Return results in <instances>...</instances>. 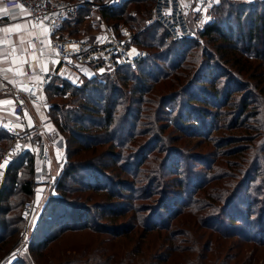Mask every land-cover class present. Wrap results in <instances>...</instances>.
<instances>
[{
    "label": "trees",
    "instance_id": "trees-1",
    "mask_svg": "<svg viewBox=\"0 0 264 264\" xmlns=\"http://www.w3.org/2000/svg\"><path fill=\"white\" fill-rule=\"evenodd\" d=\"M132 3H135L134 9L137 14L141 11L140 4L150 5L149 10H142L143 13L145 12L141 23L143 24L144 19L150 14L152 0H125L120 6L111 10L103 9L102 17L109 23L116 14L119 15L124 4ZM227 6L228 10L224 7L220 10L222 16H225L224 20L216 19L215 22L207 25L201 32V36L214 43L220 40L221 42L217 41V48L229 50L226 53L229 55L228 59L239 65L237 73L242 75L241 73L249 69L247 77L257 80L256 85L251 86V82L241 79L234 80L227 69L217 63H210L213 57L206 51L202 53L199 62L195 61V67L186 63L184 54L187 47H192L190 39L172 40L160 27L152 25L143 27L145 29L134 37L133 43L137 48L148 49V55L135 63V72L130 66H123L114 72V76L105 77V79L94 76L85 80L78 88L68 83H63L61 88L51 83L44 87V92L49 96L52 91L60 95L69 94L68 102L65 101L60 106L52 104L48 110V117L56 130L66 136L64 159L67 161L60 175L51 184V188L57 194L48 197L40 212L32 233V247L43 246L59 233L70 230L89 229L97 234L120 238L128 237L136 228L135 233L144 239L149 231L167 230L170 220L179 209L178 206L182 208L184 205V202L176 196L179 194L175 193V190L179 189L186 197H192L205 188L206 183L200 176L201 179L195 181L188 178L185 183L174 177L179 166L176 155L178 150L158 146L166 128L163 123H159L162 120L161 115L165 112L163 109L169 100H173L176 96L175 94L168 97L164 94L177 90L179 91L177 93L186 95V103H180L183 113H179L176 122L170 126H177V130L190 132L192 136H206L209 134L208 131L212 130V125H200V127L191 125L190 121L198 122L200 117L211 116V113L195 110L193 104L198 102L213 108L214 112L220 107L233 106L236 114L232 122L235 125L237 123L238 125H264L256 121L248 123L260 114L258 105L256 109H253L257 102L254 91L264 94V2L237 4L235 8L230 4ZM122 14L120 13V17ZM128 16L129 19L130 13ZM109 24L115 28L119 25L118 23ZM156 31H161L162 36L157 37ZM164 61H169L171 64L168 67V73L163 75L164 78L162 77L167 84H161L153 93L160 79L156 76V70L160 68V62ZM243 66H246L245 70H242ZM223 78L225 82L220 95L216 91L213 94L208 93L203 86L208 84L215 86V83ZM238 94L240 97L236 100L237 102L234 105L229 104L232 96ZM262 102L264 107V95ZM135 125H146V127L136 131ZM149 133L153 134L152 137L146 142L141 141V137ZM125 138L132 144L125 145ZM6 139H8L7 132L0 128V140ZM217 146L220 148L222 144L218 143ZM244 150L243 148L234 149L230 153L238 154ZM87 151L92 157H85L77 162L70 161L73 156ZM160 155L162 156L159 162L155 158ZM32 159L30 153L25 151L4 166L0 184V233L4 235L9 232V224L20 222L18 230L23 224L19 213L16 221L12 218L7 222L6 216L17 208L7 202L13 196L20 195L28 199L32 195L34 166ZM191 159L202 168L206 165L201 157L196 156ZM147 161H149L148 174L145 173L144 177H141L139 176L140 168ZM114 165L118 166L120 173L127 174L129 179H111L107 169ZM132 166L134 169H131ZM206 168L209 170V167ZM245 177L236 186L235 193L225 196L220 194L207 205V208L212 207L214 213H219L220 217L226 218L227 223H218V218L211 217L208 213L205 214L208 215L207 225L203 223L206 228L221 232L223 235L226 232L230 234L228 236H237V234L245 236L243 228L234 224L236 218L242 216V208L245 209L247 219L252 214L251 200L240 197L241 188L246 189L253 181L252 177ZM69 181L79 187H69L67 185ZM87 189L102 193L104 202L96 203L92 207L73 205L65 197L71 192ZM155 194L159 196L151 203H141L146 205L134 207L140 199L147 200ZM111 199L115 201L110 202ZM192 203L194 211L201 210L197 208L199 207L197 201H189L186 207H190ZM261 211L258 234L253 233L245 240L264 246V209ZM124 217H127V222L116 223V219ZM107 218L110 221L102 222V219ZM14 232L15 230H12L8 235ZM177 232L170 230L164 235L163 246L165 247L161 251V247H158L150 253V256L141 253L142 257L135 260V256L140 254L135 244L124 251L121 260L113 264H155V261L158 264H200V259L204 257L200 256L196 240L191 239L193 248L188 247L185 242L189 241L190 232ZM194 248L199 253L193 258L192 249Z\"/></svg>",
    "mask_w": 264,
    "mask_h": 264
},
{
    "label": "rangeland",
    "instance_id": "rangeland-1",
    "mask_svg": "<svg viewBox=\"0 0 264 264\" xmlns=\"http://www.w3.org/2000/svg\"><path fill=\"white\" fill-rule=\"evenodd\" d=\"M252 2V0H215L212 20L209 24L215 22L216 19L224 20L225 16H222L220 10L223 7L224 9L228 10V4L235 8L237 4ZM149 6L150 5H146V3L140 4L139 9L141 11L139 14H136L135 17L130 16L128 19L129 13L131 15L132 11H136L134 9L135 3L124 4L123 9L119 12V15L117 16L116 14L113 19L109 20V23L119 24H117L118 26L116 28L121 25L130 28L133 35V48L137 50L139 48H137V46H135L133 43L134 37L141 30L145 29L143 28L144 25L141 24L144 17L143 14L145 13H143L142 10H149ZM116 11L118 12V9H116ZM120 13H123L121 17ZM161 33V31H156V36L161 37ZM189 39L192 47H187L185 51L184 57L186 55V63H190L193 65V67H195V61L199 62L200 58L202 57V53L206 51L213 57V60H211L210 63H217L227 69V71L232 74V78L234 80L241 79L243 81H249L248 83L251 82V86L256 85L257 80H252L247 77L248 73L250 72L249 69L245 71V73H241L242 75L237 73L239 65L233 60L228 59L229 55L226 53H228L229 50L217 48L216 45H218V42H221L220 40H217L218 42L216 41L215 44L214 42H210L208 39L201 36V33L196 35L194 38ZM165 41L168 42L166 39ZM145 50L148 53V49ZM159 65L160 68L156 70V76L160 79L159 83L154 87L153 93L161 86V84H167L163 80V75L168 73V67L171 64L169 61H164L160 62ZM245 68L246 66H243L242 70H245ZM72 70L74 72L73 78L67 79L52 76L50 77L47 84H55L56 87L61 88L63 87V83H68L71 86L78 88L84 83L85 80L91 77L95 76L99 79H105V77H111L115 74L113 72L101 75L92 74L89 76L88 74L81 72L82 69L78 66H73ZM132 71L135 72L136 70L132 69ZM193 71L195 70L193 69ZM169 75H171V73H169ZM224 82L225 81L223 78L220 82H216L215 86L210 84L203 86L205 89H207L208 93L213 94L216 91L220 95ZM257 89L259 90V88ZM177 92L179 91L175 90V92L164 94L168 95V97H172L175 94L176 96L173 100L170 99L167 103V106L163 109L165 112H162V120L159 123H163V125H165L164 127L166 128L165 132L162 134V140L158 146L178 150L176 155L177 159L179 160V166L174 177L181 179L185 183L188 178L195 181L201 179L199 178L200 176L202 177V180L204 179L206 186L192 197H186L185 194L179 189L174 191L175 193L179 194L176 196L179 197L178 199L184 202V205L182 208L180 205L178 206L179 209L176 210L173 218L170 220L167 230L158 229L156 231H149L144 239L140 238L139 235L135 233L137 230L136 228L133 229L128 237L123 236L120 238H113L107 234H97L89 229L70 230L59 233L51 241L43 246L32 247V233L38 221L40 212L43 209L48 197L57 194V192L51 188V184H53L55 179L60 175L63 169L62 167L64 166L65 161H67L64 159L66 153L64 150L66 147V136L65 134H61L59 131H57L55 135H52V137L49 136L46 139L47 143H49V149L52 156L51 173L54 176L53 183H50L49 181L46 183L42 182L35 184L33 169L32 195L28 199H34L36 208L34 211V216L29 224V241L22 242V226L21 229L18 230L21 225L20 222L9 224V232L12 230H15V232L10 236L8 235L9 232L7 235L0 233V264H113L121 260V257L124 256V251L130 249L132 245L135 244L137 245L135 247L140 250V254L135 256V260H138L142 257V254L150 256V253L153 252V250L155 251L158 247H161V251L163 247H165L163 246V237L166 235V233H169L170 230L178 232H190L189 241H186L185 245L193 248L191 239L196 240L198 251L201 253L200 256L204 257L200 259V264H264V246H259L255 242H249L245 240L248 239L247 237L251 236L253 233L258 234V227L261 219L260 213H262L261 210L264 209V125H238V123L235 125L232 122L233 117L236 114L235 109L233 110L232 108L233 106L228 107L227 105L226 108L220 107L214 112L213 108L198 102L193 104L195 110H203L206 113H211V116H207L208 118L200 117L198 122L196 120V122L190 121V123L191 125H195L197 127H200V125H212V130L208 131L209 134L206 136H192L190 132L177 130V126H170L173 122H176L177 115L179 113H183L182 109L180 108V103H186L187 100L185 94ZM262 94L263 93H259L257 90L254 91V96L257 102L255 104L256 107L253 109H256L258 105V108H260V114L259 116L249 120L248 123H253V121H256L262 122L264 124V107L262 102V97L264 94ZM232 97L233 98L229 100V104L233 103L234 105L240 96L238 94ZM68 98V93L60 95L52 91L50 96L48 93L44 95L42 106L45 105V108L48 111L52 104H57L60 106L65 101L68 102ZM143 106H145V104H143ZM136 107H138V105H136ZM192 119L193 118H191V120ZM140 123L141 122H139V124ZM135 127L137 131L138 129H144L146 125H135ZM0 128L4 129L8 136V139L0 140V171L3 172L4 166L8 161L20 155L23 151H28L29 153L30 151L28 150L29 144L26 140H23V134L13 135L9 133L10 129H18L19 126L1 125ZM152 135V133H149L146 136L141 137V141L146 142L152 137ZM35 137L38 138V136ZM37 138H32V143ZM125 139V145L132 144V142H129L127 138ZM135 139L137 140L138 138ZM16 143H18L17 147H15ZM218 143H221L222 147L219 148L217 146ZM58 146L62 148L61 151L63 152V155L60 157L58 155L60 152V150L57 148ZM242 148L245 149L243 152L238 154L230 153L234 149ZM123 153L125 154L124 151ZM162 155L156 157L155 160L160 162ZM196 156L204 159L202 162L206 165L203 168L197 165L195 161L191 159ZM85 157L90 158L92 155H90L89 151L80 152L79 154L73 156L70 161H82V159ZM153 163L155 164L156 162ZM206 167H209V170H207ZM117 168L118 166L114 165L107 169V173L111 179H129L127 174L120 173ZM131 169H134V166H132ZM148 170L149 161H147L144 166H141L139 176L144 177L145 173L148 174ZM245 176L252 177L253 181L246 187V189L241 188L240 197L251 200L252 208L250 209V212L252 214L247 219L245 216L246 213L244 212L245 209L242 208V216L236 218V221L234 222L235 225L243 228L245 236L240 234H237V236H228L230 234H227L226 232H224L223 235L221 232H215L206 228L203 223L207 225L208 215L205 214L208 213L211 217L215 216L218 218V223H227L226 218L220 217L219 213H214V211H212V207L207 208V205H209L210 202H212L211 200L220 194L225 196L226 194L230 195L231 193H235L236 186L238 183L244 180V178H246ZM67 185L69 187H79L77 184L72 183L71 181L67 182ZM158 196V194H155L147 200L140 199L138 202H136L138 204L134 207H138L139 205H143L144 207L146 204L141 203H151ZM65 197L69 203L73 205H87L89 207H92V205L96 203H103L105 200L102 193H95L88 189L84 191L71 192ZM25 200H27V197L20 195L17 197L13 196L8 199L7 203L11 204V206H16L17 208L12 210L6 216L7 222L12 218L16 221L17 215L21 210L20 205ZM231 200L232 199H230V201ZM114 201L115 199L110 200V202ZM189 201H197L199 205L197 208H200L201 210L194 211L193 203L190 205V207H186L189 204ZM214 206L215 205L213 204V207ZM127 217L118 218L115 221L116 223L127 222ZM105 221L108 222L110 219H102V222ZM192 250V257L194 258L199 252L196 251L195 248ZM154 263L158 264L156 261Z\"/></svg>",
    "mask_w": 264,
    "mask_h": 264
},
{
    "label": "built area",
    "instance_id": "built-area-1",
    "mask_svg": "<svg viewBox=\"0 0 264 264\" xmlns=\"http://www.w3.org/2000/svg\"><path fill=\"white\" fill-rule=\"evenodd\" d=\"M125 0H3L5 6H14L27 13L34 24L44 23L50 32V46L61 63L68 62L78 67L90 68L94 75L115 72L123 66L135 69V63L148 55L146 50L135 49L132 44V33L124 25L115 28L108 24L100 12L120 6ZM264 2V0H252ZM215 0H152L150 14L143 21L144 27L157 25L172 40L194 38L201 33L212 20ZM23 6V7H21ZM88 8L95 12L97 24L102 29L103 39L100 41H83L58 34L59 29L67 20L73 19L82 9ZM136 11L131 12L135 17ZM133 50V51H131ZM40 87L33 86L21 93L16 87L0 79V93L9 92L13 97L12 112L19 128L10 129L13 135L23 134L29 144L28 150L34 161V183L49 182L52 156L47 137H52L57 130H45L42 125L29 124L25 120L24 101L29 103L42 102L39 89L49 81L47 74H41ZM24 97V98H23ZM10 126V125H9ZM34 136V137H33ZM35 136H38L35 137ZM32 138H37L33 143ZM18 143H16V146ZM23 151L22 153H24ZM21 153V154H22ZM3 172L0 171V184ZM34 189V188H33ZM36 203L27 199L21 205L19 213L23 221L21 229L22 242L28 240L29 224L34 216Z\"/></svg>",
    "mask_w": 264,
    "mask_h": 264
},
{
    "label": "crops",
    "instance_id": "crops-1",
    "mask_svg": "<svg viewBox=\"0 0 264 264\" xmlns=\"http://www.w3.org/2000/svg\"><path fill=\"white\" fill-rule=\"evenodd\" d=\"M95 15V12L88 8L82 9L73 19L63 23L58 34L83 41L102 40L104 36ZM100 15L102 16L101 12ZM73 66L68 62L59 61L50 46V32L44 23L36 25L31 22L26 12L0 3V79L16 87L23 94L30 87H40L42 73L47 74L49 79L52 76L73 78ZM81 69V72L89 76L94 74L90 68L83 66ZM46 84L39 89L42 100ZM13 104L12 94L0 93V126L18 125L12 112ZM42 104L43 102L24 101L26 122L43 125L45 130L56 129L48 117L46 106ZM57 148L60 150L58 153L60 157L63 155L62 148L60 146ZM36 164L38 162L34 161V167Z\"/></svg>",
    "mask_w": 264,
    "mask_h": 264
},
{
    "label": "snow or ice",
    "instance_id": "snow-or-ice-1",
    "mask_svg": "<svg viewBox=\"0 0 264 264\" xmlns=\"http://www.w3.org/2000/svg\"><path fill=\"white\" fill-rule=\"evenodd\" d=\"M3 2V0H0V3H2ZM21 7H23V6H21ZM3 11H7V9H3ZM8 103H10V102H8Z\"/></svg>",
    "mask_w": 264,
    "mask_h": 264
},
{
    "label": "water",
    "instance_id": "water-1",
    "mask_svg": "<svg viewBox=\"0 0 264 264\" xmlns=\"http://www.w3.org/2000/svg\"><path fill=\"white\" fill-rule=\"evenodd\" d=\"M54 176L51 177L50 183H53Z\"/></svg>",
    "mask_w": 264,
    "mask_h": 264
},
{
    "label": "bare ground",
    "instance_id": "bare-ground-1",
    "mask_svg": "<svg viewBox=\"0 0 264 264\" xmlns=\"http://www.w3.org/2000/svg\"><path fill=\"white\" fill-rule=\"evenodd\" d=\"M131 51H133V50H131Z\"/></svg>",
    "mask_w": 264,
    "mask_h": 264
}]
</instances>
